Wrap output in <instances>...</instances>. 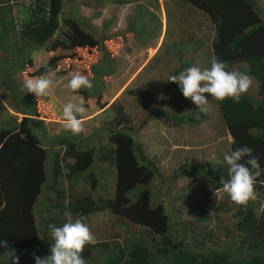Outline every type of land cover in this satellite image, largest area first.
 <instances>
[{"label": "trees", "instance_id": "trees-1", "mask_svg": "<svg viewBox=\"0 0 264 264\" xmlns=\"http://www.w3.org/2000/svg\"><path fill=\"white\" fill-rule=\"evenodd\" d=\"M180 1L211 26L210 66L215 56L228 62L229 71L252 78L239 103L213 100L230 139L228 154L248 146L259 158L261 175L255 189L261 198L264 12L256 0ZM96 3L0 0V239L9 244V249L0 248V264H12L10 249L19 264H35L34 251L42 258L50 255L54 240L49 224L62 227L77 219L86 223L93 216L105 217L109 229L97 244L85 246L86 264H264V206L257 199L237 205L222 191L230 179L225 155L210 162L189 157L165 174L138 139L152 120L190 129L208 122V111L202 114L194 104L189 109L148 110L136 122L120 101L108 104L106 83L116 72L119 49L130 38L140 46L158 39L161 24L147 5L137 4L124 30L108 35L111 19L96 29L78 14L80 6L96 10ZM11 7L18 11L12 22L5 20ZM39 48H44L45 63L34 67L31 55ZM190 61L178 58L180 67L172 75L192 66ZM76 73L86 75L94 87L73 92L68 86L69 93L103 109L104 118L87 135L66 129L50 134L43 121L50 119L42 105L47 98L37 102L23 83L27 78H72ZM155 85L166 87L162 100L169 89L179 87L169 79ZM147 93L139 92L136 102ZM182 180L194 187L174 191ZM185 199L192 205L186 207L189 216L181 206Z\"/></svg>", "mask_w": 264, "mask_h": 264}, {"label": "rangeland", "instance_id": "rangeland-1", "mask_svg": "<svg viewBox=\"0 0 264 264\" xmlns=\"http://www.w3.org/2000/svg\"><path fill=\"white\" fill-rule=\"evenodd\" d=\"M115 1L119 0H96V10L91 7H79L78 14L83 18H91L93 17L92 11H96V14L97 11H99L100 15L102 14V16H99L101 21L99 19L96 20L95 25L92 23L93 26L95 28L96 26L100 28L104 20L109 18L112 23L114 20L113 28H115L111 35L120 33L124 30L125 19L130 15L136 3L118 5ZM142 1L144 0H141V2ZM256 1L259 8L264 12V0ZM162 7L163 8H159V10L151 8V11L161 24L158 39L151 40L145 46H140L133 38L126 40V43L121 46L117 53V71L106 83V100L108 104L115 99L120 101L126 113L136 122L140 121L143 117V113H146L148 110L172 111L173 109H171V106L176 103L183 104L184 106L182 107L189 109L194 104L190 99H186L183 96L179 87L178 89H169L166 94L167 97L165 96L166 98L162 100V92L166 87L163 86L159 89L155 85L156 81L168 80L172 73L178 70V67H180L178 58L183 62L191 60L192 66H197L202 70L210 68L209 42L212 32L207 19L200 12L194 10L180 0L162 3ZM17 12L16 8L12 9L11 7V14L5 20H10V22H12L11 17H14V14ZM111 30H109V33ZM162 31L165 33L161 41L162 45L157 54L150 61L149 66L137 75L138 77L132 82L130 81L127 83L128 85L125 87L127 88L126 92L120 95L123 91L122 89L121 92L118 90L120 85L126 78L132 77V75L126 74V72L132 70L137 64L145 62L146 59L143 60L142 57L151 54L157 44L156 41L159 40L162 35ZM194 45L195 48L193 47ZM126 49L129 51V54L133 53L131 58L125 55ZM194 49L197 50L193 51ZM142 53L143 56L141 55ZM45 58L44 48L35 50L31 55V61L34 67L43 66ZM192 66H186L182 71ZM70 77V75L46 77L53 81L51 96L42 101V105H44L50 116L49 120H43L50 134H57L65 130L63 107L69 102L78 104L82 100L80 97L73 96L69 93L68 84ZM145 90L149 92V95L148 93L147 95H143L140 101L136 102L138 93ZM205 95L209 99L207 108L210 114V119L205 124L190 129H175L164 124L160 119H155L150 121L146 127L139 132L138 139L143 144L147 154L157 158L158 164L165 174H168L174 167L189 157H195L200 161L210 162L218 159L221 154H228L227 147L229 138L218 116L215 102L208 94ZM112 98L113 100H111ZM83 103L86 112L78 118L84 123L85 131L82 134L87 135L92 127L98 126L101 119L104 118V114L102 113L103 109L99 110L97 107H92L87 101H83ZM0 104H2L0 106L3 109L4 105L1 99ZM261 186L263 195L261 198L257 197L256 199L259 202V206H264V184H261ZM188 187H194V183L188 180H182L175 184L174 191L179 193V189ZM211 194H214V192ZM181 206L183 207L185 215L189 216L186 213V207L192 208L190 201L185 199L182 201ZM195 215L196 214H192L193 217ZM107 222L105 217L93 216L89 217L85 224L89 226L96 239H98L102 238L100 237L102 234L107 233L109 229V223ZM209 227L213 228L212 226Z\"/></svg>", "mask_w": 264, "mask_h": 264}, {"label": "clouds", "instance_id": "clouds-1", "mask_svg": "<svg viewBox=\"0 0 264 264\" xmlns=\"http://www.w3.org/2000/svg\"><path fill=\"white\" fill-rule=\"evenodd\" d=\"M169 82L178 84L183 96L190 99L200 113L206 114L209 99L205 94L217 101L222 102L231 98L234 103H239L242 95L247 93L251 87L252 78L238 70L229 71L228 62L214 56L210 68L202 70L197 66L189 67L177 75H172ZM52 84L53 81L46 77L27 78L23 87L27 89L28 93L34 94L39 102L41 99L51 96ZM68 86L73 92H78L81 89L91 91L94 87L91 80L80 73L70 77ZM85 112L83 100L78 104L67 103L63 107L65 129L73 135L82 134L85 131L84 123L78 117ZM224 159L228 165L230 179L223 183L222 191L235 204L246 206L250 200L257 198L255 185L257 178L261 175L259 158L254 155L252 148L243 146L230 154H225ZM48 229L54 240L50 246V255L42 258L37 256L34 251L32 256L35 264H86L82 255L85 246L98 243L89 226L80 219L67 222L62 227L49 224ZM0 248L9 249L8 241L0 239ZM10 251L12 264H19V257L16 256L15 250L10 249Z\"/></svg>", "mask_w": 264, "mask_h": 264}, {"label": "crops", "instance_id": "crops-1", "mask_svg": "<svg viewBox=\"0 0 264 264\" xmlns=\"http://www.w3.org/2000/svg\"><path fill=\"white\" fill-rule=\"evenodd\" d=\"M120 1H123L122 3H118L119 1H115V3L116 4H118V5H129V4H131V3H136V5L137 4H144V5H147V7L149 8V10L151 11V8H154V9H156V3H158V9H156V10H159V8H163L162 7V3H165V2H162L161 0H144V1H142L141 2V0H120ZM147 1H149L150 2V4H146V2ZM173 1V0H172ZM177 1H179V0H177ZM167 2H169V1H167ZM80 7H83V6H80ZM135 7V6H134ZM96 11H92V15H94V14H96L95 13ZM97 15L98 16H95V17H88L87 19L89 20V23L90 24H96V20H100V17L99 16H102V14L100 15V12L99 11H97ZM96 18V19H95ZM109 19V18H108ZM107 19V20H108ZM107 20H104V21H107ZM101 21V20H100ZM103 21V20H102ZM113 23H114V20H113ZM113 23H112V21H111V23H110V25H109V29H108V31L106 32V34H108V35H111V33L115 30V28H113L114 27V25H113ZM92 24V25H93ZM113 28V29H112ZM164 28H165V25H164ZM96 29H98V27L96 26ZM112 29V30H111ZM116 29H118V28H116ZM121 29V28H120ZM109 30H111L110 31V33H109ZM164 33L165 32H163L162 31V35H161V37H160V39L159 40H157L156 41V45H155V47H154V49L152 50V52H151V54H148L147 56H144V57H142L143 58V60H145V62L144 63H140V64H137L136 66H134V68L132 69V70H128L127 72H126V74H130V75H132V77L131 78H126V80L120 85V87H119V91L121 92L122 90H123V88H125L128 84V82H132L136 77H137V75H139L142 71H144L146 68H147V65L150 63V59H151V57L152 56H155L156 54H157V52H158V50H159V44H160V42H161V38L163 39V37H164ZM125 55L128 57V58H131L132 57V54L133 53H130L129 54V51H127V49L125 50ZM142 56H143V53L141 54ZM143 62V61H142ZM137 63H138V60H137ZM117 71V70H116ZM122 89V90H121ZM126 90V89H125ZM115 97V96H114ZM113 97V98H114ZM113 98L111 99V100H113ZM110 100V101H111ZM168 102V101H167ZM182 106H184L183 104H179V103H176L175 105H173V106H171V109H174V108H177V107H182Z\"/></svg>", "mask_w": 264, "mask_h": 264}]
</instances>
